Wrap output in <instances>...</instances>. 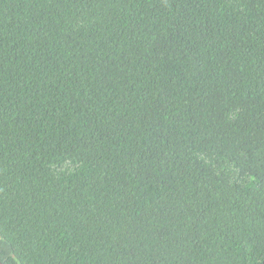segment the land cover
<instances>
[{
  "label": "trees",
  "instance_id": "obj_1",
  "mask_svg": "<svg viewBox=\"0 0 264 264\" xmlns=\"http://www.w3.org/2000/svg\"><path fill=\"white\" fill-rule=\"evenodd\" d=\"M0 260L262 264L264 0H0Z\"/></svg>",
  "mask_w": 264,
  "mask_h": 264
},
{
  "label": "water",
  "instance_id": "obj_2",
  "mask_svg": "<svg viewBox=\"0 0 264 264\" xmlns=\"http://www.w3.org/2000/svg\"><path fill=\"white\" fill-rule=\"evenodd\" d=\"M0 264H5V263H4L3 261L0 260ZM262 264H264V260H263V263H262Z\"/></svg>",
  "mask_w": 264,
  "mask_h": 264
}]
</instances>
